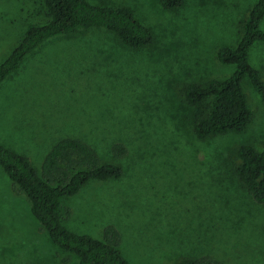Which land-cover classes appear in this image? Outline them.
<instances>
[{"label": "rangeland", "instance_id": "rangeland-1", "mask_svg": "<svg viewBox=\"0 0 264 264\" xmlns=\"http://www.w3.org/2000/svg\"><path fill=\"white\" fill-rule=\"evenodd\" d=\"M86 1L129 8L151 31L152 44L129 48L101 29L45 42L0 85V145L37 173L63 138L79 139L101 162L119 165L120 178L88 183L62 202L61 213L63 226L77 235L100 240L104 229L115 230L127 264L205 256L264 264V204L252 202L232 170L240 146L264 150V104L244 79L246 130L198 142L191 125L200 111L181 94L188 84L230 76L233 67L220 65L217 51L236 45L256 0H182L169 12L157 0ZM46 20L42 0H0V63L29 27ZM248 63L264 81V44L252 45ZM116 143L126 147L122 160L109 152ZM12 190L0 169V264H76Z\"/></svg>", "mask_w": 264, "mask_h": 264}, {"label": "trees", "instance_id": "trees-1", "mask_svg": "<svg viewBox=\"0 0 264 264\" xmlns=\"http://www.w3.org/2000/svg\"><path fill=\"white\" fill-rule=\"evenodd\" d=\"M163 11H175L182 0H157ZM47 20L29 27L16 46L0 63V85L14 74L21 62L45 42L70 37L82 31L101 29L115 35L124 46L137 49L153 42L151 31L138 23L129 8L92 5L86 0H42ZM264 18V0H256L242 23L239 40L232 48L217 51L216 61L233 71L223 80H210L203 86L188 84L182 89V100L199 110L191 131L198 142L226 134H242L251 122V112L242 91L246 79L264 104V81L248 63V51L255 43L264 44L260 23ZM116 160L126 153L123 144L111 145ZM233 174L252 202L264 204V150L240 146L235 152ZM0 169L12 187L29 204V214L52 245L76 258V264H127L118 251L119 237L107 227L102 239L77 235L63 226L62 202L76 195L91 182H106L121 177L116 163H103L97 152L79 139L56 141L44 155L39 173L21 154L0 145ZM64 261H66L64 259ZM63 263V260H62ZM173 264H221L209 258H183Z\"/></svg>", "mask_w": 264, "mask_h": 264}]
</instances>
